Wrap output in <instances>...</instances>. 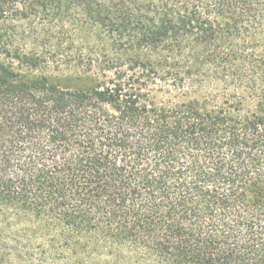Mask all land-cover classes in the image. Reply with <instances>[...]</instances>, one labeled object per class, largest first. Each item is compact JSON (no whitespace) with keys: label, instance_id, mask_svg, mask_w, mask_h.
I'll list each match as a JSON object with an SVG mask.
<instances>
[{"label":"trees","instance_id":"trees-1","mask_svg":"<svg viewBox=\"0 0 264 264\" xmlns=\"http://www.w3.org/2000/svg\"><path fill=\"white\" fill-rule=\"evenodd\" d=\"M0 264H264V0H0Z\"/></svg>","mask_w":264,"mask_h":264}]
</instances>
